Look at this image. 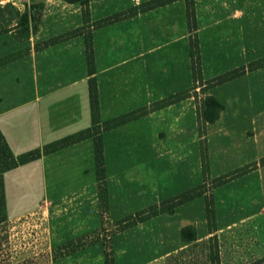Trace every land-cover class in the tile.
I'll list each match as a JSON object with an SVG mask.
<instances>
[{
  "label": "crops",
  "instance_id": "crops-1",
  "mask_svg": "<svg viewBox=\"0 0 264 264\" xmlns=\"http://www.w3.org/2000/svg\"><path fill=\"white\" fill-rule=\"evenodd\" d=\"M147 1L89 0L90 22ZM9 2L16 11L24 6L34 26L27 37H18L16 22L5 14L0 17L5 27L0 33V60L17 56L0 66V136L14 157L33 151L41 155L0 175L8 216L41 206L58 247L99 229L104 211L109 222L123 221L248 167L213 188L212 229L205 198L199 197L172 214H160L114 235L113 255L115 264H158V260L172 264V254L191 250L195 241H201L207 244L209 264V240L217 237L219 264L263 259L264 67L202 91L192 79L184 1L92 30L101 122L177 93L190 94L102 133L107 198L102 209L91 138L42 154L45 146L91 127L83 36L37 49L81 27L82 6L62 0ZM33 5L39 15L29 9ZM194 11L203 82L264 57V0H194ZM24 13H18L19 18ZM196 96H211L223 106L218 119L202 127V138ZM201 141L207 155L205 177ZM201 199V218H190L186 211L198 207ZM185 227L194 229L195 241H182L180 230ZM171 235L175 243L161 245L162 236ZM150 236L153 244L146 243Z\"/></svg>",
  "mask_w": 264,
  "mask_h": 264
},
{
  "label": "trees",
  "instance_id": "trees-1",
  "mask_svg": "<svg viewBox=\"0 0 264 264\" xmlns=\"http://www.w3.org/2000/svg\"><path fill=\"white\" fill-rule=\"evenodd\" d=\"M62 1L69 4L76 3L82 6V21H83L82 26L39 44L37 46V49L46 48L48 46L55 45L57 43L72 39L74 37L83 36L84 45H85L87 73L90 77L88 81V92H89V105H90V114H91V127L45 146L42 150V154H50L60 149H63L67 146H70L72 144L91 138L94 144V161H95L96 177L99 183L98 185L99 200L102 209H105L106 200H107L106 189L104 185V160H103L102 141H101L102 133L114 129L116 127H119L121 125H124L126 123H129L131 121L137 120L138 118L143 117L150 112L163 109L181 100L189 98L190 94L188 92L177 93L167 98H164L158 102H155L149 107L141 108L139 110L132 111L123 114L121 116L112 118L110 120L101 122L99 117V109H98L96 81L94 78L95 66H94L93 47H92V38H91L92 30L111 25L123 19L132 17L138 13H143L155 8H159L174 3L176 1H184L186 8L187 29L190 34L189 47H190V59H191V74L194 84L199 85L202 88V91H206L209 88L227 83L235 78L244 75L246 72L255 71L257 69L264 67V57H263L252 63H249L247 66L236 68L234 70L216 76L206 82H203L201 80L200 56H199V48H198V39L196 35V17L194 11V0H150L137 7L131 8L125 12L116 13L112 16L106 17L96 22H90L89 19V12H88L89 0H62ZM35 13L39 15L40 10L35 9ZM3 14H4L3 11L0 10V17L3 16ZM33 22H34L33 17L32 16L29 17L26 14V12L20 15V18L16 22V25L18 28H20V32L23 34L22 37L28 36L29 31L33 28L32 26L30 28L31 23ZM16 58L17 56L0 60V66ZM222 110H223V106L215 98L211 96L205 97L197 104V121L199 127V135L201 138L203 136L202 127L205 126L206 124L214 123L218 119ZM0 141L2 142V146L0 147L3 153L2 155L3 156L6 155V158L0 156V159L2 158V162H0V175L7 170L13 169L19 165H23L32 160H35L41 155L39 151H33L14 157L11 154L4 139L1 136H0ZM203 144L204 143L201 141V167H202L203 177H205L207 174V155ZM262 163H264V160L262 161ZM247 170L248 167H245L240 170H237L236 172H233L232 174L214 180L213 182L215 184L213 188L224 184L226 181H228L229 179L235 176L243 174ZM1 188H2V182L0 177V189ZM204 196H205V184L186 190L176 196H173L167 200L162 201L157 205L150 206L149 208L139 211L135 215L130 216L127 219L132 220V223L130 225H134L136 223H142L160 214H172L177 207ZM205 211H206L207 221L209 223V226L211 227L213 226V222H214L212 199L211 201L208 199L206 200ZM128 226H125V228H127ZM180 236L182 241L185 243H190L196 240L195 231L192 227L182 228L180 230ZM104 264H114L113 258L110 256H106ZM252 264H264V258Z\"/></svg>",
  "mask_w": 264,
  "mask_h": 264
},
{
  "label": "rangeland",
  "instance_id": "rangeland-1",
  "mask_svg": "<svg viewBox=\"0 0 264 264\" xmlns=\"http://www.w3.org/2000/svg\"><path fill=\"white\" fill-rule=\"evenodd\" d=\"M7 4H10V2ZM29 9L35 10L39 8L33 5ZM31 26H34V22L31 23L30 28ZM4 29V25L0 22V33ZM22 36L23 34L19 31L18 37ZM198 97L196 96L199 102L203 100V97ZM1 146L2 142L0 141ZM2 154V150L0 149V156L6 158V155L3 156ZM0 162H2V158ZM214 184L211 181L205 183L204 198L206 200L211 201ZM201 200L202 203L198 207L193 205V208L186 211V214L190 218H201L203 199ZM8 213L9 210H7L5 204L3 188H1L0 264H104L106 256L112 257L115 264L113 236L126 229L125 226L132 223L130 219L114 223L109 222L104 211L102 214V224L99 229L56 247L53 245V237L50 235L47 222L42 218L41 206L36 207L34 211L18 216H15L14 213L12 216H8ZM136 224L130 225L127 228L133 227ZM152 239H154L153 236H150L146 239V243L153 244ZM160 242L163 246H170L175 243V237L173 235L162 236ZM155 244L158 245L156 242ZM193 244L194 248L191 250L172 254L173 258L169 257L172 260V264H206L207 244L203 246L201 241H195ZM208 248L209 264H219L217 259V237H212L209 240ZM157 262L160 264L159 260Z\"/></svg>",
  "mask_w": 264,
  "mask_h": 264
},
{
  "label": "water",
  "instance_id": "water-1",
  "mask_svg": "<svg viewBox=\"0 0 264 264\" xmlns=\"http://www.w3.org/2000/svg\"><path fill=\"white\" fill-rule=\"evenodd\" d=\"M2 11L10 22L14 23L19 20V15L16 9L11 4H7L6 6H4Z\"/></svg>",
  "mask_w": 264,
  "mask_h": 264
},
{
  "label": "built area",
  "instance_id": "built-area-1",
  "mask_svg": "<svg viewBox=\"0 0 264 264\" xmlns=\"http://www.w3.org/2000/svg\"><path fill=\"white\" fill-rule=\"evenodd\" d=\"M9 2V0H0V10L3 9V7ZM26 11L24 6H21L20 8H17L18 13H24Z\"/></svg>",
  "mask_w": 264,
  "mask_h": 264
}]
</instances>
